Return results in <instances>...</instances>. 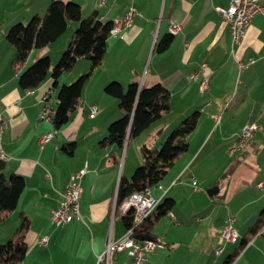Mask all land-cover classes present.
Returning <instances> with one entry per match:
<instances>
[{"label":"crops","instance_id":"obj_1","mask_svg":"<svg viewBox=\"0 0 264 264\" xmlns=\"http://www.w3.org/2000/svg\"><path fill=\"white\" fill-rule=\"evenodd\" d=\"M74 1L81 4L83 17L96 12L102 22L121 17L130 5L139 13L131 25L107 38L103 62L86 81L79 107L57 127L38 117L45 97L48 95L56 107L60 87L80 74L76 67L87 72L90 60L79 58L57 82L50 74L38 87L22 89L11 66L16 49L6 38V31L14 23L44 15L52 0H0V114L7 122L3 147L8 154L3 174H20L26 181L17 209L0 221V227L9 223L17 230L21 214L29 217L25 264H97L109 235L117 239L125 231L122 217H114L117 190L121 178L130 179L143 163L141 146L156 147L172 128L198 112L187 152L166 173L162 187L155 185L150 190L160 203L166 197L175 202L152 229L163 247L148 254L147 264L151 257L159 264L164 258L167 264H221L222 259L214 258L213 253L221 245L229 218H234L233 225L240 234L237 243L264 207V14L252 19L243 40L234 47L230 25L217 10V6L228 7L231 0ZM174 22L182 28L173 34L170 46L159 51L158 41L172 34L170 25ZM70 23L66 36L34 49L26 67L45 54L57 62L78 25ZM250 58L254 62L240 69L239 62ZM202 63H206L204 70ZM203 74L209 81L204 91ZM112 80L124 86L133 80L146 86L161 82L172 93L170 111L124 148L115 143L101 144L109 124L123 114L118 99L104 91ZM92 88L94 96H83L84 89L86 94H93ZM92 105L98 108L95 115L91 114ZM247 123L260 128L244 149L230 155L229 148ZM48 132L55 135L41 144V137ZM220 153L224 157L214 163L212 159ZM249 166L257 172L253 180H235L249 174ZM84 167L87 171L80 199L83 218L57 226L51 211L58 206L70 176ZM224 174L228 180H221ZM242 181H248L249 186ZM212 186L219 190L209 194ZM5 229L0 240L11 236ZM46 235L49 241L44 245L41 240ZM235 242L223 241L222 245ZM109 264H131V257L126 251L114 253ZM233 264H264V227Z\"/></svg>","mask_w":264,"mask_h":264},{"label":"trees","instance_id":"obj_2","mask_svg":"<svg viewBox=\"0 0 264 264\" xmlns=\"http://www.w3.org/2000/svg\"><path fill=\"white\" fill-rule=\"evenodd\" d=\"M72 21L78 22V25L57 62L52 66L50 55L45 54L26 67L31 52L56 41ZM112 26L113 20L102 22L97 18L96 12L83 17L81 4L74 0H52L44 15L36 14L26 23H14L6 31V38L16 49L11 66L18 73V82L22 89L38 87L50 74L57 82L61 74L73 69L79 58L90 60L91 66L87 72L71 83L63 84L58 91L53 121L57 127L65 124L79 107L86 81L103 62ZM172 41L173 34L163 36L157 43V49L164 51ZM104 91L118 99L123 114L109 124L108 133L101 140L102 145L115 143L124 148L129 140L138 137L171 109L172 93L161 82L146 86L133 80L124 86L120 81L112 80L105 85ZM197 122L198 112H194L171 129L160 147L154 148L147 144L141 146L143 163L135 168L130 179L121 178L117 190L114 217L121 216L125 228L133 225V214L132 211L123 214L121 205H125L133 193L144 192L161 182L176 161L187 152L189 137ZM74 143L72 142V145ZM111 156L117 161L114 153ZM4 164L5 161L0 160V221L17 209L20 195L26 185L25 177L20 174L5 176ZM174 202L171 197L159 202L149 217L134 228L135 232L151 233L153 239L159 241L152 229L172 209ZM29 227V217L21 214V223L14 235L7 242L0 243V264H25L28 250L25 238ZM263 227L264 207L256 221L244 233L240 245L221 264H233Z\"/></svg>","mask_w":264,"mask_h":264},{"label":"built area","instance_id":"obj_3","mask_svg":"<svg viewBox=\"0 0 264 264\" xmlns=\"http://www.w3.org/2000/svg\"><path fill=\"white\" fill-rule=\"evenodd\" d=\"M217 10L222 14V17L229 23L232 45L239 44L250 24L252 19L257 14H264L263 0H231L228 7L217 6ZM139 13L138 8L135 5H130L128 10L121 17H117L113 20V26L110 30L111 36L118 35L123 27L131 25L134 17ZM182 25L180 23H172L170 25V31L172 34H176L180 31ZM254 62V58H250L246 62H239L240 69L247 67ZM206 63L201 64V69L204 70ZM193 76H198V72H195ZM209 88V81L205 74L201 78L202 91ZM30 92V90H29ZM54 105L48 99V95L45 97L43 106L41 107L38 117L41 120L50 122V114L52 113ZM98 111L97 105H92L91 114L95 115ZM7 126L5 118L0 114V160H6L8 154L3 147V133ZM260 128L258 124L247 123L243 126L238 134L235 144L229 148V154L233 155L237 151L244 149L253 137L255 132ZM55 135V132H48L40 139L41 144L48 141ZM87 168L84 167L77 173L70 176L64 191L62 192V198L59 201L57 207L51 211V218L54 224L63 227L69 222L75 219H82L83 214L81 211V192H82V178L86 173ZM157 186L162 187L159 183ZM151 189L144 190V195H136V192L132 194L131 202L129 205H121V211L123 214H128L132 211L133 225L125 228L124 233L117 239L112 238L109 235L107 239L104 251L98 256L97 264H109L111 257L114 253L126 251L131 257V264H147L148 254L155 250L156 247H163V243L154 239L136 238L134 228L143 223L148 218V209L152 205H158L160 200L151 194ZM233 217L228 220V225L222 232L220 239L221 243L227 239L235 241L240 237L239 232L233 225ZM49 236L46 235L42 238L41 243L47 244ZM222 246H218L217 253H221Z\"/></svg>","mask_w":264,"mask_h":264},{"label":"rangeland","instance_id":"obj_4","mask_svg":"<svg viewBox=\"0 0 264 264\" xmlns=\"http://www.w3.org/2000/svg\"><path fill=\"white\" fill-rule=\"evenodd\" d=\"M71 24L72 23H70L69 24V26H68V29L63 33V36H66L67 35V33L68 32H70V29H71ZM62 38V37H61ZM66 49V48H65ZM63 53V52H62ZM62 55V54H61ZM36 60V59H35ZM34 60V61H35ZM33 61V62H34ZM53 63V62H52ZM56 63V62H55ZM55 63H53L52 65H54ZM78 66H80V65H78ZM76 70H78V71H80V74H78L77 76H76V78L77 77H79L80 75H82L83 73H85L86 71L85 70H79V69H77V67H76V69H75V71ZM76 73H77V71H76ZM68 74L69 73H66V75L65 76H68ZM71 74H73V73H71ZM75 78V79H76ZM74 79V80H75ZM73 80V81H74ZM69 81V80H68ZM72 81H70V82H67V83H71ZM109 83V82H108ZM95 87L96 88V85H94V83H93V85H92V87ZM93 89V88H92ZM91 89V91L90 92H93V94H86L85 93V89H84V93H83V96H86V95H88V96H90V95H92V96H94L95 95V93H96V91H94V89L92 90ZM153 128V127H152ZM161 145L160 144H157V146L156 147H160ZM155 146H154V148H156ZM224 157V155L222 154V153H220V154H218V156H217V158L216 159H212L213 160V162L214 163H218V159H219V161H221L222 160V158ZM142 164V163H141ZM249 169H250V173L248 174V173H246V174H244L243 175V177H242V179L240 178H236L235 180H253V178H254V174H256L257 172H254V171H251V170H253L254 169V167H252V166H249L248 167ZM223 179H225V180H228V178L227 177H225V174L223 175V177L221 178V180H223ZM229 180H231V177H230V179ZM243 182V181H242ZM243 185H247V186H249V183H248V181H246V182H243L242 183ZM154 189V191H155V189H156V187H154L153 188ZM234 217H235V215H233ZM117 224L118 225H121L120 224V220H119V218H117ZM5 227H7L6 229H5ZM2 228L3 229H5V230H8V231H11V236L10 237H8V238H4L5 240H0V243H5V242H7L13 235H14V233L16 232V228H14L13 229V225L11 224H7V225H2V227H0V237L2 236V232H1V230H2ZM224 241H231V240H227V239H225ZM231 242H235V241H231ZM236 243V242H235ZM240 243H241V238L238 240V242L236 243V244H229L228 246H227V243H224L223 245H222V243L220 242V244L221 245H219V246H224V252H222V253H220V254H218L216 251L213 253V256H214V258H221L222 259V261H223V259H225L231 252H233L235 249H236V247L237 246H239L240 245ZM226 246H227V248H226ZM152 254H154V253H152ZM153 257H151V261L152 262H150V264H159L158 263V261H154L153 259H152ZM167 262H168V259L167 258H164L163 259V264H167Z\"/></svg>","mask_w":264,"mask_h":264},{"label":"water","instance_id":"obj_5","mask_svg":"<svg viewBox=\"0 0 264 264\" xmlns=\"http://www.w3.org/2000/svg\"><path fill=\"white\" fill-rule=\"evenodd\" d=\"M219 190L218 186H212L208 189L209 194H213ZM136 238L143 240V239H153V234L145 233V232H137L135 234Z\"/></svg>","mask_w":264,"mask_h":264},{"label":"bare ground","instance_id":"obj_6","mask_svg":"<svg viewBox=\"0 0 264 264\" xmlns=\"http://www.w3.org/2000/svg\"><path fill=\"white\" fill-rule=\"evenodd\" d=\"M56 114L55 106L53 107L52 113L50 114V122L54 121ZM136 195H144V192H136ZM132 196L129 198V200L125 203V205H129V202H131ZM158 205H152L150 209H148V216L156 209ZM236 241V240H235Z\"/></svg>","mask_w":264,"mask_h":264}]
</instances>
